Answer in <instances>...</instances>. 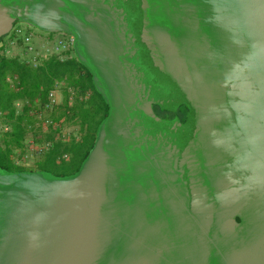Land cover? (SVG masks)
<instances>
[{"label":"water","instance_id":"95a60500","mask_svg":"<svg viewBox=\"0 0 264 264\" xmlns=\"http://www.w3.org/2000/svg\"><path fill=\"white\" fill-rule=\"evenodd\" d=\"M72 38L109 111L69 177L0 168V264H264V0H0Z\"/></svg>","mask_w":264,"mask_h":264},{"label":"trees","instance_id":"16d2710c","mask_svg":"<svg viewBox=\"0 0 264 264\" xmlns=\"http://www.w3.org/2000/svg\"><path fill=\"white\" fill-rule=\"evenodd\" d=\"M18 44L23 41L19 39ZM31 58L0 56V168L9 173L69 177L79 171L93 149L109 108L72 46L61 53L39 55L36 62ZM56 87L61 102L49 109L48 94ZM47 120L51 124L45 125ZM68 126L76 129L62 136ZM28 139L50 144L31 166L17 163L27 150ZM65 154L69 159L61 160Z\"/></svg>","mask_w":264,"mask_h":264},{"label":"rangeland","instance_id":"374dc122","mask_svg":"<svg viewBox=\"0 0 264 264\" xmlns=\"http://www.w3.org/2000/svg\"><path fill=\"white\" fill-rule=\"evenodd\" d=\"M16 28H21L23 30L22 35H26L31 38L29 43L23 42L22 45L18 44V40L20 38L18 37L15 38L14 30ZM14 38L15 40L12 43ZM60 44L61 46L65 45V48L59 50L58 51L59 53L63 49H67V46L70 45L69 36H66L61 33H57L54 34L53 36H50V33L40 31L24 23H17L14 25L13 30L9 34H7L6 36L0 39V51L3 52L5 51V54L8 57L21 56L26 58H30V57L34 58L42 54H47V53L51 54L55 50V47ZM74 129H76V127L68 126L65 128V132L70 133L74 131Z\"/></svg>","mask_w":264,"mask_h":264},{"label":"built area","instance_id":"2783aa9c","mask_svg":"<svg viewBox=\"0 0 264 264\" xmlns=\"http://www.w3.org/2000/svg\"><path fill=\"white\" fill-rule=\"evenodd\" d=\"M14 34H15V38L18 37V38L22 39L23 42L29 43L31 40V38L29 36L22 35L23 30L21 28H16L14 30ZM19 36H22V37H19ZM15 38L13 39L12 43L14 42ZM69 42H70V45L67 46V49H69V47L72 46V38L70 36H69ZM61 44L57 45L55 47V50L52 53H57L62 48H65V45L61 46ZM67 49H63L62 51L67 50ZM2 55H6L5 51L4 52L0 51V56H2ZM32 60L36 62V57H34ZM60 102H61L60 90L56 87L49 92L48 102H47L46 107L49 109H52V108L58 106L60 104ZM49 124H51L50 121H48V120L45 121V125H49ZM68 134H69L68 132H64L62 136H66ZM49 147H50V144L39 145V144H35L33 140L28 139L27 140V150L24 153V155L20 156V158L17 160V163L22 164V165H26V166H30L36 160L41 158L45 154V152L48 150ZM60 159L61 160H68L69 156L67 154H65V155H62L60 157Z\"/></svg>","mask_w":264,"mask_h":264},{"label":"flooded vegetation","instance_id":"af4514ba","mask_svg":"<svg viewBox=\"0 0 264 264\" xmlns=\"http://www.w3.org/2000/svg\"><path fill=\"white\" fill-rule=\"evenodd\" d=\"M15 24H17V23H15ZM15 24H14V25H15ZM61 34H62V33H61ZM64 35H66V34H64ZM66 36H68V35H66Z\"/></svg>","mask_w":264,"mask_h":264}]
</instances>
